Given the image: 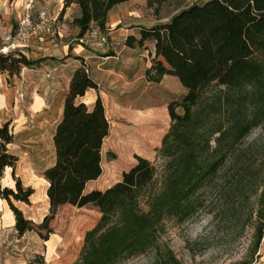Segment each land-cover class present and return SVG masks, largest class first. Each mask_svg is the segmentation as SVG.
Masks as SVG:
<instances>
[{"label": "trees", "instance_id": "obj_1", "mask_svg": "<svg viewBox=\"0 0 264 264\" xmlns=\"http://www.w3.org/2000/svg\"><path fill=\"white\" fill-rule=\"evenodd\" d=\"M125 1L128 0H64V8L72 3L79 6L80 14L74 17L73 24L79 29L78 37H82L94 27L106 31L110 10ZM168 1L147 0V4L159 14ZM252 2L179 1L166 23L140 32V43L148 38V31H157L164 35L168 46L167 56L157 54L153 58L145 71L146 79L157 83L164 75L177 76L186 93L168 104L170 127L155 161L136 155V164L123 172L120 181L104 190L79 195L65 186V164L70 158L66 127L73 98L98 86L84 67L74 72L63 119L54 135L56 161L43 172L41 196L46 205L49 203V213L38 224L25 218L12 202L13 198L29 203L34 189L24 187L19 178H15V189L1 184L7 168H12L15 177L19 157L11 149L14 133L10 123L0 125V198L14 212L18 234L47 229L43 238L48 240L52 232L49 222L61 206L91 204L101 216L86 232L72 264H119L145 254L158 247L167 220L183 222L198 212L201 190L224 179L232 187L241 182L247 172L243 144L258 128L259 244L264 228V32L247 34L248 26L259 20ZM36 63L22 53H0V71L10 75H18L22 67ZM178 108L183 111L178 112ZM238 168V174L230 175ZM95 172L100 173V168ZM87 175L85 171L83 181ZM74 248L75 243H71L67 251ZM170 260L179 264L172 253Z\"/></svg>", "mask_w": 264, "mask_h": 264}, {"label": "rangeland", "instance_id": "obj_2", "mask_svg": "<svg viewBox=\"0 0 264 264\" xmlns=\"http://www.w3.org/2000/svg\"><path fill=\"white\" fill-rule=\"evenodd\" d=\"M179 1L186 0H170L159 14H153L161 22H167ZM252 6L259 20L248 26L249 36L264 32V0H253ZM153 38L149 42L140 43L136 38L127 42L136 51L146 53L148 50L150 56L153 52L167 56L168 46L164 35L156 33ZM107 52L114 51L107 49ZM87 74L92 79L90 73ZM127 74V80L135 83L130 88L125 89L124 82L120 84L116 78L103 77L101 82L105 83L106 90L98 92L91 104L80 101L83 95H76L72 100L71 118L66 127L70 158L65 164V186L74 195L92 189L104 190L115 183L120 175L114 167L116 159L119 153L127 150L116 135L140 124L138 115L145 109L144 105H153L151 107L158 111L156 117L161 116V104L157 103L161 98V89L153 82L148 85L145 74L141 77L133 69ZM112 83H118L119 87H115L118 89L111 87ZM63 114L46 122L26 123L21 133H18L13 121L9 122L14 133L11 149L20 156L15 178L21 179L18 174H25V179H21L23 186L27 187V182L34 186V195L29 203H20L13 198L12 202L25 218H32L36 224L49 213V203L46 205L41 196L45 184L42 178H45L44 168L56 161L54 135ZM166 125L170 126V119ZM141 126L140 131L134 130L127 137L128 142L138 147H144L154 135L153 128L148 124ZM259 133L260 129L256 128L245 139L243 147L247 172L237 186L228 185L224 179L204 188L200 191L201 206L193 217L183 222L167 220L156 249L119 264H175L170 260L171 253L179 264H264V242L261 238L258 244L256 228ZM156 156L151 161H155ZM95 168H100L101 172L95 174ZM239 170L230 171V175L238 174ZM85 171H88V175L83 181ZM11 177L10 174H3L2 183L15 189V180L12 177L13 182ZM100 216L98 208L91 204L83 207L71 204L61 206L49 222L52 229L49 239L53 236L55 243L43 238L48 233L47 229H35L19 235L14 227L0 234V264H6L5 260L17 264H72L78 258L86 232L95 226ZM71 243H75V248L68 252L67 246Z\"/></svg>", "mask_w": 264, "mask_h": 264}, {"label": "crops", "instance_id": "obj_3", "mask_svg": "<svg viewBox=\"0 0 264 264\" xmlns=\"http://www.w3.org/2000/svg\"><path fill=\"white\" fill-rule=\"evenodd\" d=\"M23 2L24 0H0V33L17 26ZM44 9L53 16L54 32L51 35L35 38L32 47L25 54L29 60L37 61V63L22 67L18 75L0 71V125L13 121L14 126L18 127V133L22 132L26 123L46 122L64 113L71 79L74 72L81 67L90 73L98 85V90L89 88L81 97L80 101L85 104H91L98 96V92L106 90L105 83L101 82L103 77L116 78L120 84L124 82L125 89L134 86L135 83L127 80V73L133 69V72H138L141 77H144L146 69L152 65V60L157 53L153 52L150 56L148 50L146 53L136 51L129 46L127 40L140 39L142 30L166 23L156 18L157 15L153 14L154 9L148 6L147 0H128L116 4L109 12L106 24V32L109 35L108 45L105 48L95 49L84 44L81 37H78L79 29L73 24L74 17L80 14V8L76 3L64 8V0H36L33 10L34 19H37L38 12ZM156 33L157 31H148L146 40L153 41ZM107 49L114 52L108 53ZM147 83L150 85V81ZM153 83L162 91L161 98L157 100V103L161 104V116L156 117L158 111L151 107L153 105H144L145 109L138 115L140 124L132 130L121 131L116 135L123 143L127 142L125 146L127 150L119 153L116 159L114 167L116 173L119 172L120 175L115 179V183L121 180L124 171H128L136 164L135 155L149 160L154 159L161 146L162 138L170 127L166 125L170 119L168 104L186 93L180 79L174 75H164L160 82ZM111 87L115 88L119 85L112 83ZM177 111L182 112L181 108ZM144 124L153 128L152 138L145 143L144 147L128 142L129 133L134 130L140 131L141 125ZM15 154L20 157L19 154ZM52 165L54 162L46 166L44 171ZM6 174L12 175L15 180L16 176H13L12 168H7L4 171V175ZM24 175L18 174L22 180L25 179ZM2 180L3 177L2 186L12 187L9 184H3ZM26 185L34 187L30 182ZM33 195L34 193L31 197ZM15 221L14 212L8 202L0 198V234L13 230ZM48 240L50 243H55L53 236ZM4 263L17 264L12 260H5Z\"/></svg>", "mask_w": 264, "mask_h": 264}, {"label": "built area", "instance_id": "obj_4", "mask_svg": "<svg viewBox=\"0 0 264 264\" xmlns=\"http://www.w3.org/2000/svg\"><path fill=\"white\" fill-rule=\"evenodd\" d=\"M188 1L191 2V0ZM34 7L35 0H24L17 26L0 33V53H22L25 55L27 50L32 47L35 38L53 34V16L44 9L40 10L37 19H34ZM81 41L90 47L101 49L108 45L109 35L106 31L94 27L81 37ZM262 241L264 242V228Z\"/></svg>", "mask_w": 264, "mask_h": 264}]
</instances>
